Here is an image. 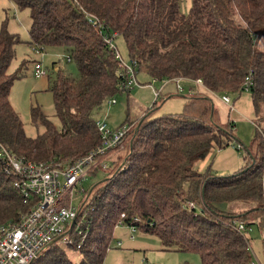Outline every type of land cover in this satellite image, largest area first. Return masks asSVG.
<instances>
[{"label": "trees", "instance_id": "16d2710c", "mask_svg": "<svg viewBox=\"0 0 264 264\" xmlns=\"http://www.w3.org/2000/svg\"><path fill=\"white\" fill-rule=\"evenodd\" d=\"M9 1L28 10L30 23L27 41L9 33L5 22L0 27V144L23 160L54 165L100 144L93 112L120 91V65L106 36L114 34L122 60L114 39L123 40L135 78L137 72L150 78L145 85L152 79H199L203 89L184 99L181 113L144 115L131 127L122 139L132 132L124 161L103 171V181L83 187L73 223L30 264H103L112 230L120 224L155 236L163 251L195 252L200 264L256 261L246 234L257 227L264 253V0H190L187 14L180 0ZM88 16L98 20L99 30ZM21 42L40 56L46 49L59 50L62 65L73 62L77 70L73 77L62 67L51 69L61 59L49 67L38 61L48 71L46 90L58 125L32 107L31 121L43 126L35 137L25 135L9 102L13 81L29 63L23 59L8 73ZM241 91L250 95L254 126L250 144L243 147L245 166L231 175H213L210 166L199 173L197 161L234 139L233 121L219 124L211 99L202 92L223 103L222 95ZM155 107L156 102L145 111ZM17 178L0 159V224L16 221L26 209L13 186ZM220 204H230L233 211ZM232 221L243 223V234ZM73 252L77 260L70 258Z\"/></svg>", "mask_w": 264, "mask_h": 264}, {"label": "rangeland", "instance_id": "374dc122", "mask_svg": "<svg viewBox=\"0 0 264 264\" xmlns=\"http://www.w3.org/2000/svg\"><path fill=\"white\" fill-rule=\"evenodd\" d=\"M189 8L190 0H180V9L183 14H187ZM4 22L9 33L18 35L21 41H27V28L30 23L27 9L18 10L9 0H0V27ZM114 43L124 62L129 63L123 40L120 37H116ZM62 57L63 54L59 50L46 49L43 55L40 56L39 53L33 52L30 46L24 42L15 45V56L8 68V73H13L23 59L29 60V63L23 70L22 77L13 81L9 92V102L19 116L23 124L24 133L28 137H35L42 132L43 128L39 123L31 121L30 109L32 107H38L44 116L49 118L55 125H58V121L54 116L51 93L46 90V77L34 78L31 75L33 63L41 59L42 63L49 67L51 61H59ZM63 71L73 77L77 75L73 62L64 63ZM48 75L52 76L53 73ZM136 79L140 84L139 86H135L129 91L115 93L112 98L116 100V103L108 104L109 99L103 102L93 112V119L96 121L104 118L110 131L119 129L123 124L127 125L124 121L129 119L134 130L144 115L156 118L181 113L184 99L191 94L203 91L202 87L186 80L167 82L156 100V107L151 112H147L145 110L151 106L153 96L150 88L144 86V83L150 82V80L143 72H137ZM160 84L161 82L157 81L153 83L155 88ZM179 88H181V91ZM165 91L173 95L162 96ZM202 93L207 94L211 99L216 109L219 124L223 125L228 120L234 123V139L232 143L217 151H212L210 153L211 156H206L202 172L210 166V171L213 175H231L245 166V161L243 160L245 151L243 147L250 144L253 135V112L250 95L246 91L230 94L229 98L233 103V110H229L217 97L208 92ZM131 133L129 134L131 135ZM130 135L125 140H122L120 146L108 153L109 168L112 166L114 168V166L120 165V162L124 161L128 151ZM110 163L112 164L110 165ZM105 174L103 171L96 170L94 175H89L85 178L82 186L84 189H88L89 186L103 181ZM80 197L79 188L74 189L71 205L77 206ZM225 205L220 204V208L227 210ZM129 229L126 226L113 228L109 249L105 254L103 264H200V257L197 253L163 251L161 250L159 239L138 229L134 231V239L131 240L129 238ZM246 236L250 240L253 260L255 259L260 264H264L261 235L257 227L255 225L250 226ZM117 242H120L119 246L116 245ZM69 256L72 260L78 259L75 252L70 253Z\"/></svg>", "mask_w": 264, "mask_h": 264}, {"label": "built area", "instance_id": "2783aa9c", "mask_svg": "<svg viewBox=\"0 0 264 264\" xmlns=\"http://www.w3.org/2000/svg\"><path fill=\"white\" fill-rule=\"evenodd\" d=\"M87 18L88 22L99 30L98 20L93 16ZM113 36L114 34L106 36L103 40L110 49L114 50V56L120 65L118 88L120 91H129L139 86V83L135 78L131 61L124 62L115 51ZM65 59L68 60V57ZM62 61L63 59L58 63ZM42 65L38 61L34 62L33 77L46 76L48 71ZM56 69L58 66L54 68ZM154 81L156 80L152 79L151 83L147 84L153 96L152 104L156 102L167 82H179L181 79H165L158 88L152 85ZM191 82L198 86L202 85L199 79ZM247 84L246 79L243 83L244 90L247 89ZM179 90L181 91V88ZM221 101L233 110L229 96L222 95ZM114 103L116 100L109 98L108 104ZM94 124L100 137V144L81 157L64 160L54 165L23 160L0 144V159L5 160L10 170L18 176L13 186L21 194L22 203L26 205V209L16 221L0 224V264H30L46 245L65 234L79 211L78 205L75 207L71 205L73 190L79 188V193H82V182L91 171H105L109 168L108 153L120 146L122 139L132 127L131 123H127L115 131H110L104 118L94 120ZM230 225L238 233H244L245 226L242 222L232 221ZM129 228L130 232L136 230L132 226ZM252 264L260 263L253 261Z\"/></svg>", "mask_w": 264, "mask_h": 264}, {"label": "crops", "instance_id": "0c3cea01", "mask_svg": "<svg viewBox=\"0 0 264 264\" xmlns=\"http://www.w3.org/2000/svg\"><path fill=\"white\" fill-rule=\"evenodd\" d=\"M52 62V61H51ZM58 66V68L59 67H62L63 68V65H62V63H54V64H52L51 65V69L53 70L54 68H56ZM148 77V76H147ZM45 78V77H44ZM150 79V78H149ZM46 83H47V78H46ZM191 83V82H190ZM145 86H147V84L145 85ZM125 123V122H124ZM217 151V150H216ZM215 154V153H214ZM209 156H211V154L209 155ZM206 159H202L201 161H197L195 164H194V167H195V170L196 171H198L199 173H203L202 172V169H203V167H204V161H205ZM107 162H109L108 161V158H107ZM112 163H110V165H111ZM109 165V164H108ZM110 167V166H109ZM109 169V168H108ZM225 207L227 208V211H233V207L230 205V204H226L225 205ZM115 227H117V226H115ZM114 227V228H115ZM129 238L131 239V240H133L134 239V232H130V229H129ZM116 245L117 246H119L120 245V242H117L116 243Z\"/></svg>", "mask_w": 264, "mask_h": 264}, {"label": "water", "instance_id": "95a60500", "mask_svg": "<svg viewBox=\"0 0 264 264\" xmlns=\"http://www.w3.org/2000/svg\"><path fill=\"white\" fill-rule=\"evenodd\" d=\"M73 223V220L71 221V224Z\"/></svg>", "mask_w": 264, "mask_h": 264}]
</instances>
